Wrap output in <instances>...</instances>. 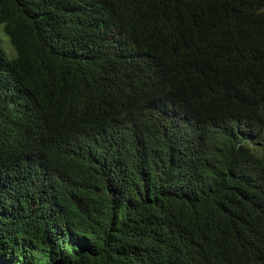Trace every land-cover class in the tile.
I'll list each match as a JSON object with an SVG mask.
<instances>
[{
	"label": "trees",
	"instance_id": "trees-1",
	"mask_svg": "<svg viewBox=\"0 0 264 264\" xmlns=\"http://www.w3.org/2000/svg\"><path fill=\"white\" fill-rule=\"evenodd\" d=\"M0 25V264H264V0Z\"/></svg>",
	"mask_w": 264,
	"mask_h": 264
},
{
	"label": "clouds",
	"instance_id": "clouds-1",
	"mask_svg": "<svg viewBox=\"0 0 264 264\" xmlns=\"http://www.w3.org/2000/svg\"><path fill=\"white\" fill-rule=\"evenodd\" d=\"M0 27H2V25H0Z\"/></svg>",
	"mask_w": 264,
	"mask_h": 264
}]
</instances>
